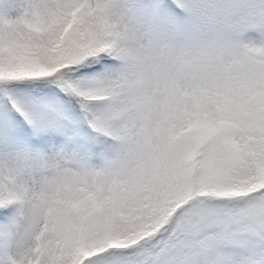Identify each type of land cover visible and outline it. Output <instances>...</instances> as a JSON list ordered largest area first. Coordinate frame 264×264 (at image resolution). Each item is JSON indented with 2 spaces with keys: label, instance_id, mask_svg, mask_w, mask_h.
<instances>
[{
  "label": "snow or ice",
  "instance_id": "snow-or-ice-1",
  "mask_svg": "<svg viewBox=\"0 0 264 264\" xmlns=\"http://www.w3.org/2000/svg\"><path fill=\"white\" fill-rule=\"evenodd\" d=\"M0 264H264V0H0Z\"/></svg>",
  "mask_w": 264,
  "mask_h": 264
}]
</instances>
